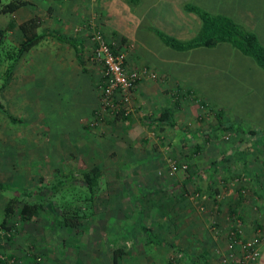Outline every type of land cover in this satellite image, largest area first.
Listing matches in <instances>:
<instances>
[{"label": "rangeland", "instance_id": "rangeland-1", "mask_svg": "<svg viewBox=\"0 0 264 264\" xmlns=\"http://www.w3.org/2000/svg\"><path fill=\"white\" fill-rule=\"evenodd\" d=\"M207 3H210L209 0H206L205 4ZM200 4L198 6L203 8ZM205 8L208 7L205 5ZM49 14V0H35L33 4L22 7L14 13L0 14V31H2L0 34V97L7 112L19 119V121H12L8 115L0 111V181L11 185L12 188L9 191L0 189V218L14 189H20L23 195L37 187L42 194H47L49 185L40 181V176L51 177L56 170L64 169L66 160L72 155H75L81 168L94 164L100 165L103 171L102 185L93 201V214L80 222L74 221L73 227L56 225L60 207L54 199L46 200L44 210L37 212L33 219L25 221L17 212V209L21 207V202L18 201L16 212L9 221L11 230L0 229V264H111L114 245L125 249L120 264H165L167 261L158 259V254L149 253V246L142 243L135 244V241L133 243L130 238L124 236L123 232L139 228L138 225L141 223L147 228V225L155 219V209L151 208L153 197L144 193V190L162 188L166 182L172 183L174 179L186 177L184 173L186 171L181 169L171 173L168 161L187 162L188 172H199L200 180H195L186 187L189 193L197 191L198 185L204 186L207 183L205 170L209 169L208 164L212 159L229 153L228 155L235 158L234 161L238 166H235L234 161L230 164L226 159L219 166L218 172L226 173V170L238 172L237 170H241L244 164L241 160L242 154L249 152L248 154L256 157L253 159L254 164L257 163L254 166L258 167L255 171L260 173L261 184L264 185V148H248L245 134L241 130H236L234 126L224 129L217 125V122H220L215 117L217 108H213L207 102L196 100L190 95L184 97L181 102L182 105L184 103L181 109L188 111L183 115L188 117L185 122L189 124L184 125L181 122L182 126L175 127L152 123L155 116L150 115L149 110L145 111L146 108L138 107L136 101L134 102L131 98L129 105L133 109L131 112L133 114L137 112L139 115L143 113L139 116L140 123H135L132 131L128 133L130 136L135 135L139 140L138 145L133 149L135 154L133 156H130V149L126 152L121 151V147L125 146L120 140V134L123 133V131L120 133V130L125 120L122 118L115 120L112 115H104L96 125L92 126L96 129L90 128L88 139L90 142L83 141V134H81L79 141L84 145L73 146V143L77 142L74 141L75 138H72L73 133L58 131V127L55 126L57 122L59 129L65 126H62L63 122H59L57 117L52 115V112L55 113L54 109L60 112L59 115L67 113L66 107L73 104L72 92L68 89L57 92L55 88L52 89L45 83L42 85L45 89L42 90L40 85L42 69L36 68L42 59H52L51 41L55 46L58 43L56 39L51 36L46 37L26 52L15 65L8 85L1 87L5 82V69L12 63V60L5 57V53L12 47L20 45L21 42L22 35L18 24L37 15L41 20L39 31L47 30L51 27ZM157 39L155 40L162 43ZM137 40L141 44L139 35ZM46 41L44 46L47 49L45 50L41 45L43 46ZM161 46L165 49L171 48L163 43ZM39 47L41 48L38 49ZM200 56L197 59L212 60L211 62L226 61L222 69L229 74L217 75L218 71L214 69V77H209L211 83L209 82L205 87L215 94L213 98L215 101L212 102L228 103L227 96L232 93L230 87L234 86V81H238L236 75L239 73L244 75V66L239 63L237 57L233 55L231 57L222 51L214 50L209 54L203 52ZM89 62L91 66L88 69L97 72L99 80L102 76L101 67L91 60ZM197 62L209 65L201 61ZM84 63L88 65L87 62L84 61ZM194 68L195 64L187 66V69L191 71ZM198 69L206 73L211 68L198 67ZM98 80L95 82L97 93ZM53 96H58L60 109L51 103ZM156 115H158L157 112ZM61 119L64 117L59 118ZM131 120L134 122L137 118L133 117ZM221 121L226 122V117ZM136 126L140 131L135 132ZM180 128L186 130V133L181 134V131H178ZM194 129L196 131L210 130L207 135L201 134L197 139H193L191 135ZM242 141L245 149H235L232 152L234 144L242 143ZM198 143L204 144L205 147L199 152H193V148L199 145ZM251 165L250 163L249 169L253 170ZM217 179V187L238 190L239 195L240 191L244 190L245 193H241L242 196L244 195L243 198L253 201L254 184H251V180L243 177L236 178V176L232 179H223L218 176ZM161 182L164 185H161ZM76 183V186L63 189L58 198L60 200L63 198L64 202L74 205L79 202L78 204L83 206V198L87 195V191L83 186L78 185L79 181ZM121 189L122 193L118 194L117 191ZM85 204L87 208L91 206L89 201ZM158 208L161 206L159 205ZM253 215H259L263 222H257L258 227L264 228V215L262 213ZM141 231L144 235L145 231L142 229ZM263 247L264 243L261 249ZM134 251L137 255L133 258ZM152 255L158 256L152 258ZM218 261L217 258L216 263Z\"/></svg>", "mask_w": 264, "mask_h": 264}, {"label": "crops", "instance_id": "crops-1", "mask_svg": "<svg viewBox=\"0 0 264 264\" xmlns=\"http://www.w3.org/2000/svg\"><path fill=\"white\" fill-rule=\"evenodd\" d=\"M28 1L32 4L35 2V0ZM205 2L206 0H49L48 18L51 20V27L47 30L56 34L51 38L56 39L58 43L54 46L51 41L52 59H42L36 68L42 69L41 84L39 83L42 90L45 89L42 86L45 83L46 86L55 88L57 92L67 89L72 92L73 104L66 107L67 113L59 115L60 112L55 109L57 115L52 112L59 122H63L62 126H65L59 129L57 122L55 126L58 127V131L73 133L72 138L77 141L73 143V146L84 145L79 141L81 134H83V141L90 142L89 130L92 127L89 123L94 119L99 105L95 87L99 74L88 69L91 66L89 61L92 50L89 36L92 31L101 30L110 43L117 47L119 45L125 52L129 67L147 66L155 72L154 78L147 77L138 82L132 97L138 107L146 108L145 111L149 110V114L155 116L152 123L174 127L182 126L181 122L184 125L189 124L185 122L188 117H184L188 111L181 109L184 105L181 102L184 97L190 95L196 100L207 102L213 108H217L215 117L218 119V116H221L217 125L223 123L230 128L234 126L236 130H241L245 134L248 148H264V69L259 67L252 58L226 42L214 47L193 48L186 50L185 53L173 48L165 49L161 46L162 43L155 40L158 37L151 30L152 27L180 40L193 37L200 29L201 21L194 13L187 11L185 5L198 3L197 6L200 4L211 13L231 17L246 30L255 33L264 46V0H209L210 3L207 4ZM205 5L208 8H205ZM137 35L141 39V44L138 43ZM57 36H65L82 44L81 62L76 57L74 47L69 42L59 40ZM122 36L126 38L124 42L120 41ZM46 43L47 41L43 46L41 45L45 50ZM211 50L222 51L231 57L233 55L244 66V75L240 73L236 75L238 81H234V86L230 87L232 93L227 96L228 103L212 102L215 101L213 100L215 94L205 87L210 82L209 77H214V69L218 71L217 75L229 74L222 69L226 64L225 60L211 62L212 60L197 59L203 52L212 53ZM84 61L88 65H85ZM197 61L209 65H203ZM194 64L195 68L192 71L187 69L188 65ZM198 67L211 69L203 73ZM51 99V103L60 109L58 96H53ZM169 108L173 112L171 117L160 119L161 113ZM130 113L120 130V133L123 131L120 134V140L125 146L121 147V151L126 152L130 149V156H133L135 155L133 149L136 148L139 140L135 135L130 136L128 133L132 131L135 123H140L139 116L143 113L141 115L137 112ZM60 116L64 119L59 120ZM133 117L137 118L134 122L131 120ZM225 117L226 122L221 121ZM171 121L174 122L173 125ZM134 128L135 132L140 131L137 126ZM209 130L194 129L191 136L197 139L201 134L207 135ZM178 131H181V134L186 133V130L181 128ZM198 144L197 152L205 147L204 144ZM242 144L243 141L236 142L232 152L235 149H245V145ZM118 147H120L119 144ZM248 153L242 154L241 160L244 164L241 170H237L238 172H231V170H226V173L218 172L219 166L226 159L230 164L234 161L235 158L228 155L229 153L212 159L208 164L209 169L205 170L207 183L204 186L198 185L195 192L188 193L186 187L195 180H200L199 172L191 173L192 176L189 179L186 177L174 179V182H166V185L161 182V185H164L162 188L144 190V193L153 197L151 208L155 209V219L147 225V228L141 223L138 225L139 228L123 232L124 236L130 238L133 243L135 241V244L142 243L149 246V253L159 255L151 257L164 259L167 261L165 264H220L219 261L216 263V259L220 260L224 252L226 232L231 225L233 215H237L242 220L247 236H251L258 227L257 222H263L259 215L253 214L264 215V185L261 184L260 173L255 171L258 169L254 166L257 163L253 162L256 157ZM250 163L253 170L249 169ZM235 166H238L236 162ZM217 173L223 179H232L236 176V178L243 177L251 180V184H254L253 201L245 200L241 191L239 195L238 190L217 187ZM135 190L139 191V189ZM117 192L121 194L122 189ZM195 193L198 196L190 198ZM223 199L225 202L222 201ZM159 205L161 208H158ZM141 229L145 231L144 235ZM149 232L151 234L149 237L153 238L151 241L148 237ZM260 251V257L255 264H264V247ZM132 253L134 258L137 253L136 251Z\"/></svg>", "mask_w": 264, "mask_h": 264}, {"label": "trees", "instance_id": "trees-1", "mask_svg": "<svg viewBox=\"0 0 264 264\" xmlns=\"http://www.w3.org/2000/svg\"><path fill=\"white\" fill-rule=\"evenodd\" d=\"M30 4L31 3L28 0H8L6 2L0 0V14L14 13L20 8ZM185 9L196 14L200 18V29L193 37L187 40H180L174 36L166 34L160 29L152 27L151 30L156 34L163 44L175 50L186 51L201 46L214 47L219 43L226 42L231 44L242 54L252 58L259 67L264 69V46L260 43L255 33L246 30L241 24L229 16L211 13L193 3H187L185 5ZM40 27L41 20L37 15L31 16L18 24V29L21 32L22 38L20 45L12 47L5 53V57L8 60H12V63L5 69L6 76L5 82L1 85L2 88L8 85V81L13 74L15 65L26 52L38 45V43H40L46 37L56 36V34H52L46 29H41L39 31ZM0 34H2V31H0ZM57 38L59 40L69 42L75 49L77 59L81 62L82 44L75 42L65 36H57ZM125 40V37H120V41L124 42ZM107 41L109 42V45L114 53L122 52L125 55V52L120 49L119 45L117 47L113 43H110L108 39ZM125 63L127 64L126 56ZM102 81L103 77L101 76L96 83L97 87H99ZM0 111L8 115L10 120L19 121L18 118L7 112L6 106L3 103L1 97ZM172 113L173 112L170 108L166 109L163 113H161L160 119L168 118V116L171 117ZM128 115L129 113L125 114V108H122L120 111L113 114L112 117L115 120L119 118L125 120ZM220 118L221 116H218L219 120ZM171 124L173 125L174 122L171 121ZM220 127L225 129L228 127V125L220 123ZM198 149L199 146L196 145L195 148H193V152L197 151ZM183 171H186L184 172L186 173V179H189L192 176V174L188 172V169ZM102 173V169L98 164L82 168L79 167L75 155H72L70 159L66 160L64 169L56 170L54 175L51 177L45 178L43 175L40 176V181L49 185L47 194H42L40 189L37 187H35L34 190L25 192L23 195L20 189H14L12 192L13 194H11V197L7 200L3 208L2 216L0 218V229L6 231L11 230L9 221L11 216L16 212V205L18 201L21 202V207L17 209V212L19 213L20 218L24 221L33 219L37 212L44 210V202L51 199H54L56 202H58L60 207V214L56 217L55 221L56 225L73 227L75 223L74 221L80 222L82 219H88L89 215L93 214V201L102 185ZM77 181L80 182L78 185H81V187L83 186L85 191H87V195L83 198V206L79 205V202H76L74 205L64 202L65 200L63 198V200L58 198V196L61 195L60 192L63 189L71 186L73 187L74 185L76 186ZM0 189L9 191L12 188L11 185L0 181ZM88 201L91 202V206L89 208H87L85 204ZM73 202L75 201L73 200ZM149 239L150 241L153 240L152 237H149ZM124 253V247L114 245L112 249L111 264H120Z\"/></svg>", "mask_w": 264, "mask_h": 264}, {"label": "built area", "instance_id": "built-area-1", "mask_svg": "<svg viewBox=\"0 0 264 264\" xmlns=\"http://www.w3.org/2000/svg\"><path fill=\"white\" fill-rule=\"evenodd\" d=\"M92 53L90 60L102 69L103 81L98 87L99 105L90 126L96 125L104 115H113L125 108V114L133 109L129 106L134 90L143 78H154L155 72L147 66L129 67L122 52L114 53L101 30L90 34ZM171 173L187 170V162L168 161ZM241 193H245L241 190ZM197 193L190 198H196ZM231 225L226 232L225 249L220 257V264H255L261 254L264 243V228L257 227L251 236L244 232L243 222L237 216L231 218Z\"/></svg>", "mask_w": 264, "mask_h": 264}]
</instances>
